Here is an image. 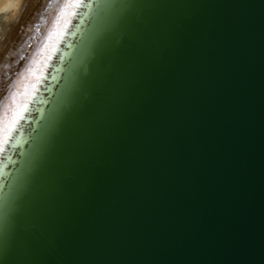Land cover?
Masks as SVG:
<instances>
[{
	"label": "water",
	"instance_id": "water-1",
	"mask_svg": "<svg viewBox=\"0 0 264 264\" xmlns=\"http://www.w3.org/2000/svg\"><path fill=\"white\" fill-rule=\"evenodd\" d=\"M88 4L0 150V264H264V0Z\"/></svg>",
	"mask_w": 264,
	"mask_h": 264
},
{
	"label": "bare ground",
	"instance_id": "bare-ground-1",
	"mask_svg": "<svg viewBox=\"0 0 264 264\" xmlns=\"http://www.w3.org/2000/svg\"><path fill=\"white\" fill-rule=\"evenodd\" d=\"M68 2L71 0H23L24 7L17 13L20 0H0V16L11 20L6 25L0 24V149L6 143L5 127L11 125L17 112H26L27 107L31 109V103L26 106L28 98L34 101L41 90V80L60 63L52 61L59 55L63 58L67 55L68 34L71 38L77 23L84 22L90 0H77L80 6L66 27L63 19L56 24L61 7ZM60 31L62 36L57 35ZM50 32L53 33L51 38ZM10 149L9 146L3 153L7 154ZM3 157H0V165Z\"/></svg>",
	"mask_w": 264,
	"mask_h": 264
},
{
	"label": "snow or ice",
	"instance_id": "snow-or-ice-1",
	"mask_svg": "<svg viewBox=\"0 0 264 264\" xmlns=\"http://www.w3.org/2000/svg\"><path fill=\"white\" fill-rule=\"evenodd\" d=\"M80 6V4L77 2V0H71V2L65 3L61 9L60 14L56 18V24H59L61 19H63L64 27L67 26L71 16L74 14L75 9H77ZM52 32L49 33V38L52 36ZM62 31L58 32V36H62ZM31 69H29L30 71ZM20 113L17 112L16 116L13 118L11 125L5 127V135H4V142H7V138L9 135H11L12 127L15 126L16 121L19 119ZM2 150V149H0Z\"/></svg>",
	"mask_w": 264,
	"mask_h": 264
},
{
	"label": "clouds",
	"instance_id": "clouds-1",
	"mask_svg": "<svg viewBox=\"0 0 264 264\" xmlns=\"http://www.w3.org/2000/svg\"><path fill=\"white\" fill-rule=\"evenodd\" d=\"M24 7V3H23V0H20V3L18 4V7H17V13H19L20 12V10L22 9ZM11 19H15V17H12ZM11 22V20L10 19H8V18H5V17H3V16H0V24H8V23H10Z\"/></svg>",
	"mask_w": 264,
	"mask_h": 264
},
{
	"label": "rangeland",
	"instance_id": "rangeland-1",
	"mask_svg": "<svg viewBox=\"0 0 264 264\" xmlns=\"http://www.w3.org/2000/svg\"><path fill=\"white\" fill-rule=\"evenodd\" d=\"M28 45H30V44H28Z\"/></svg>",
	"mask_w": 264,
	"mask_h": 264
}]
</instances>
